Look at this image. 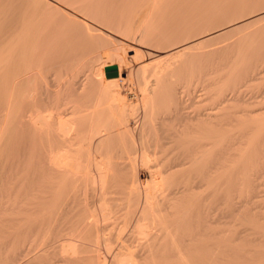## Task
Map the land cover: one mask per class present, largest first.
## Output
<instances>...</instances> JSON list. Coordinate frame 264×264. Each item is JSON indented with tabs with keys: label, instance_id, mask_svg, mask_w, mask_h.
Wrapping results in <instances>:
<instances>
[{
	"label": "bare ground",
	"instance_id": "obj_1",
	"mask_svg": "<svg viewBox=\"0 0 264 264\" xmlns=\"http://www.w3.org/2000/svg\"><path fill=\"white\" fill-rule=\"evenodd\" d=\"M188 1L192 0H39V54H37V48L35 46H21L18 38L16 39V41L18 40L16 44L9 41V38L7 37V39L5 35V37L3 36L0 39V264H30L32 262V256L39 253V247L41 246L39 244V238L41 239L42 237H40L39 234H41V229H44L43 224H46V222L43 221L46 217L39 223V200L42 199L43 196L39 197V192H42V190L46 192V188L48 187L54 189V198L57 205L59 203V207L57 206V209H59L52 225L54 230V238L52 241L57 240L60 243L58 242L59 244H57L53 242L54 245H52V241H45L48 246L45 252L47 253L48 250L52 248L57 249L58 247L60 249L59 252L66 257L61 260V262H72L75 260L74 257H72L73 255L77 253H87L91 251V249H94V247L91 249L88 247H80L77 243L84 232L88 233V231H90V234L93 232L98 235L99 221L98 218H94L97 217L96 214L88 215V220L86 217H83L87 221H76L73 213L75 212V207L71 193L73 191L72 182L75 181V177L78 175L80 169L79 161L83 154H86L88 158L94 159L96 165L95 169H97L103 183H105L107 176H109L108 174L115 170L114 166L113 170H111L112 166L110 162L112 158L118 156L116 155L117 153L121 152L122 155L124 154L123 157L127 161L129 160V164L131 163L130 165L133 166L138 157L141 158L143 164H147L152 154H158L162 150L167 151L165 148L167 144L164 143V141L162 142L164 138L162 136L163 132L152 137V135L150 136L151 131L149 133L146 127V119L154 109V99L158 91L156 88L160 80L158 79L155 82H151V80L149 81L143 78L144 80L141 82L139 88L140 94L130 92L129 95H123L121 91V81L124 82L127 79V75L125 76V73H123L122 63L124 65L125 62L126 64L130 62L126 56L128 42L138 43L142 48H147L145 45H148L147 43L149 41L147 38L151 35L149 29L151 30L153 27H151V25L153 23H156V25L158 24L160 36H164V34L171 31L169 29L175 30V33H177L175 34V38L181 36L183 29H186L184 30L186 33H184L187 36H194V29H197V27L194 28V25H198L202 19L205 21L204 16L207 15L203 12H200V14H196L195 12L194 14L190 11L191 9L188 10L187 7L183 8L184 5H187L186 2ZM204 5H206V3H204ZM194 6L195 5L191 7L196 8V6ZM35 10L36 8L30 12V18L35 16ZM28 17V15H24L23 21H21V26L25 31L24 32L21 28L23 31L22 33H24L23 35H25L26 32L32 31L31 26L33 25V19L31 20L29 18V20ZM208 17L210 18L209 15ZM4 20L6 22L7 18ZM102 29L107 30L106 33L109 32L108 35L110 38L107 36L109 39H107L108 43H106L107 41L105 42L106 39L103 40L106 34L104 35ZM170 33L172 32H169V34ZM191 36L189 38H192ZM14 38L16 37L14 36ZM204 41L205 40L201 37L195 41H190L186 44L171 48L161 56L162 58L156 59V62L150 61L148 63L143 60L146 56L143 51L144 49L141 48L134 51H136L137 60H142V63H144L141 65V70H144L143 76L145 70L149 66H153L154 75H158L168 68L172 59L185 55L188 50L190 51L196 47L198 48V45H201ZM131 47L132 46H130V49ZM105 50L110 55L111 59L108 55L106 57V59L109 58L111 60L110 63L101 62L100 60L103 59L102 56ZM242 60L244 59L242 58ZM263 61H261V63H263ZM110 65L117 66V75L111 77L107 75L106 68ZM251 72L250 70V74ZM260 72H262V70ZM236 78L237 76L234 77L235 80ZM246 81L248 82V77ZM242 82L244 81L242 80ZM231 97H225L220 104L229 101ZM182 106H180L179 112L177 111L175 114L176 118L182 121H192L195 122V124L189 126V134L185 133V131H183L184 129L175 131L173 135V139L175 138V140H172L171 143L174 141L176 147L171 149L169 148V144L168 148L171 149V153L175 151V153L172 154L176 157V159L174 158V161H172L174 165L170 167L172 169L180 167L177 172L180 173L182 171L183 175V173L186 174L188 166H193V164L196 166L197 163H199V155L202 150V144L204 145V143L201 140V134L199 132L200 124H198L202 116L201 113L193 115L186 114V112L183 111L185 106ZM140 107L144 111V118L139 128V136L136 137L132 131L133 128L131 130L128 122H130L129 117L135 115ZM107 108H109L112 113L117 109L121 110V118H118L119 120L117 119L115 123L114 119L113 122L111 121V124H109L107 117V121L105 120V116H107L105 115V110H107ZM111 109H113V111H111ZM111 114L108 116L111 117ZM207 117L209 120L214 116L212 113H208ZM228 123L226 122L227 125ZM85 125H89L90 129L85 128ZM82 127L83 129L85 128L84 133L88 131L87 134H81L80 131H84L81 129ZM115 128L121 130H119V133L116 132V134L118 133L116 138L122 144L121 148H124V150L104 149L107 143L105 139L107 138L102 137L107 134L110 135L109 131ZM114 134L111 135V137L115 136ZM168 136L169 138L172 137L167 135V139H169ZM218 136L219 138H216L219 139V141L224 140L222 139L223 137L221 138L220 134ZM228 136H226V140L229 142L230 137ZM241 136L242 135H240V137ZM168 141L169 140L165 142ZM212 143L214 144L215 142L213 141ZM223 144L226 146V149H224L227 151L226 154H229V143L225 144L223 142ZM158 147L161 149L160 152L159 149L157 150ZM179 149L181 150L176 152ZM167 154H169V152H167L166 155ZM226 154L224 155L225 157H227ZM39 160L45 163V168L52 174V182L47 183L48 185L50 184L49 186L47 184L42 187L39 185ZM223 161L224 160H221V162ZM121 163H124V161ZM210 168L212 169V167ZM108 170L111 171L107 173ZM89 173L87 172L88 175ZM185 174L184 180L181 179L183 180L182 182L169 189L167 192L169 194H167L168 196L165 198L163 197L164 199H160L161 197L158 195L160 192H164L165 189L162 190V185L165 184L164 182L169 178L167 176L164 177L166 173L164 175L163 171L151 173L150 178L144 182V188L148 186L144 191H142L135 177L132 176L128 178V185L126 184L128 193L131 197H136L138 202L141 203L134 226L135 236L137 235L138 237L136 238L138 239L134 238L133 241L135 242V240H138L140 243L141 240L142 242L140 245L137 243L138 246L134 245L136 247L130 246L132 244L127 245L124 243L122 245L120 244V246L118 245L116 248L111 246L110 241L112 240H110L109 243L106 242V247H108L107 250L115 253L117 264H128V262L124 263V260L128 259L129 256H133V258L137 257L136 253L145 255L144 258L146 259H143L145 261L147 259L149 260V258H151L149 261L156 257L163 258L166 264H169L170 257H178L181 264L217 263H214V260L212 263L210 259L209 261L207 259L214 257L215 250L220 249V243L216 245V242L220 240L216 241L214 238L217 233L215 228L220 224L226 223L227 225V219L232 215V211L227 206L226 210L223 212L215 211L210 213V217L205 221L206 224L203 222L205 224V229H200L196 221H194V225L190 224L191 226L189 227L185 219H188L186 217H188L187 215L191 213L192 210L195 211V213L199 210L198 191L199 188L202 187L201 181H203L204 177L201 180L199 176L195 174L192 176V179L187 178L188 180H185ZM29 175L35 177L29 180L27 179ZM89 177L93 180L92 182L95 181L93 174L90 173ZM181 180L179 179V181ZM217 180L220 185L222 184V186H220L218 183L220 186L218 190L220 191L227 188L225 186L223 188L224 183L226 185H231L233 179L231 174L225 171L224 173L218 174ZM221 187L223 189H221ZM228 187L230 191L231 186ZM102 188H105V186ZM104 192L108 194L109 191L105 189ZM215 192H217V190H215ZM106 193L102 195L105 196L104 201L108 202V200H106L108 196L105 195ZM190 193L194 196L188 201ZM226 193H228V191ZM224 196L226 197V195ZM225 201H228L227 197ZM222 202L224 203V201ZM217 205H220V203ZM46 208L50 207L48 206ZM111 211L112 208L109 212ZM104 216L109 218V215ZM223 219L225 221H223ZM87 233L84 235L87 236ZM224 233H228V229L224 231ZM202 235H205L207 242L203 241L204 244L202 243L200 245L198 241L201 240L199 237ZM214 239L215 242L213 241ZM223 247H225V245H223ZM92 251L100 252L101 249L97 246V248ZM110 251L108 253H110ZM87 256H89V254H87ZM37 257H39V255H37ZM79 258H81V256H79ZM93 258L92 262L95 260V258L94 260ZM83 259L86 260L87 258ZM136 260L135 258L134 261L132 259L131 263L145 264ZM157 260L159 261L160 259ZM103 262V260L101 261L99 259L96 264H103ZM33 263L34 261L31 264Z\"/></svg>",
	"mask_w": 264,
	"mask_h": 264
},
{
	"label": "rangeland",
	"instance_id": "obj_2",
	"mask_svg": "<svg viewBox=\"0 0 264 264\" xmlns=\"http://www.w3.org/2000/svg\"><path fill=\"white\" fill-rule=\"evenodd\" d=\"M192 1L186 2L187 5H184L183 8L187 7L188 10L191 9L190 11L193 12L194 14L195 12L196 14L198 13L200 14V12H203L205 15H207L204 16L205 21H203L202 19L198 25H194V28L197 27V29L196 28L194 29L197 32L194 31L195 33L193 34L194 36L190 35L192 38H189L190 36H187L185 34L186 32L184 30L186 29H183L182 32L183 34L181 33V36H179V38L178 37L175 38V34L177 33H175L174 29H169L171 31L167 29L169 32L172 33L169 34L168 32L164 34V36H160V28L158 24L156 25V23L155 24L153 23L154 25L153 24L151 25V27L152 26L153 27L152 28L150 27L151 30L149 29L151 37L149 36L147 38V40L150 43L148 42L147 43L148 45H145L147 48H142L141 46H139L138 43L128 42L127 43L128 50L126 56L130 60V62L127 64L125 62L124 65L122 63L123 73H125V76L127 75V79L124 82L121 81V85H122L121 91L123 95H129L130 92H135L136 94H140L139 88L141 82H143L144 79H148L149 81L151 80V82H155L158 79L160 80L156 88V90L158 91L156 93L157 96L154 99V109L146 119L147 121L146 127L148 128L149 133L151 131L150 136L152 135V137H154L158 133L161 134L163 132L162 136L164 138L162 139V142L164 141V143L167 144V147H165L167 151L165 150L161 151V149L158 147L157 150L159 149V152L161 151L160 153L162 154L160 153L155 155L152 154L150 156V161L147 164L145 163L143 164L141 158L138 157V159L133 164V166L130 165L131 163L129 164V160L127 161L123 157L124 154L122 155L121 152L117 153L116 155L118 156L112 158L110 162L111 163L110 165L112 166L111 170H113V166L115 170L114 171L108 170L107 173H109V171H111V173L108 174L109 176H107L106 178L108 181L106 180L105 183H103L102 178L98 174L97 169H95L96 165L94 163V159L88 158L86 154H83L82 155L83 158L81 157L82 159L80 158L79 161L80 169L78 171V175L75 177L76 178L75 181L72 182L73 191L71 188L72 191L71 193L75 207L74 208L75 212H73L75 215L74 219L76 221L86 220V219L88 220L87 218L88 215L90 216V214H96L97 217L94 218H98L99 233L98 235H96L95 233L91 232L92 234L91 235L90 231H88V233L84 232L82 234V237H80L81 239L78 238L82 242L78 240L77 244L80 247L81 246L83 248L88 247L89 249L93 247L94 249H96L98 246L101 249V251L95 252L92 251L94 249H91V251H88L87 253H81V254L77 253L76 254L77 256L76 255L72 256L75 259L72 262H67V261L61 262V260L65 259L66 257L61 252H59L60 249L58 247H57L58 250L52 248L48 250L49 253L45 252L46 249H48V246L45 243V241L49 242L52 241L54 238V230L52 225L54 223V218L56 217L57 211L59 209V208L57 209V206L59 207V203L57 205L53 195L54 189L48 187L46 188L47 189L46 192H44L43 190L42 192H39L40 195L39 197L43 195L42 199L39 198L40 199L39 223L46 217L43 220L44 222H46V224L43 222L44 229L43 230L41 229L40 233L42 235L39 234L40 237L42 236L41 239L39 238V242H40L39 244L41 245V246L39 245L40 246L39 253L32 256L31 258L32 260L30 259L32 262L34 261L33 264H92V263L96 264L99 259L101 261L102 260L104 261L103 264H117V257L115 253L113 251L107 250L108 247H106V242L109 243V241L112 240L110 241L111 242L110 244L113 248H116L118 247V245L120 246V244L122 245L124 243L127 245L132 244L130 246L140 245V243L142 242L141 240L140 243L138 240H135V242L133 240L134 238L138 237L137 235L135 236L136 233L134 226L136 223L135 222L136 218L138 217L139 214L138 210H140L139 207L141 203L138 202V199L136 197L135 198L131 197L130 194L128 193V188H126L128 185L127 180L132 176L135 177L138 180L142 191H144L145 188H148V186L144 188L145 186L144 182L148 178H150L151 173L163 171L164 175L166 173V175L163 176L164 177L167 176L169 178H167V181L164 182L165 184L162 185V190L165 189L164 192H160V193L158 192L159 193L158 195L161 197V198L159 197L160 199L168 196L167 194L169 193L167 192L169 191V189L175 187L178 183L184 180L185 173H183L182 175V171L180 173L177 172V170H179L180 167L173 169L171 168L174 165L172 161H174V158L176 159V157H174V154H172L175 153V151L171 153V149L176 147L174 141L173 143H171L172 140H175V138L173 139V135L175 131H180V129L181 130L184 129L183 131L189 134L188 133V131L190 130V129L188 130L189 126L195 124V122L192 121H188V120L182 121L181 119L176 118L175 114L177 113V111L179 112V108L182 105L185 106V109H183V111L186 112V114L193 115L196 113H201L202 116L200 118V121H198V124H200L199 132L201 134V140L204 143V145L202 144V150L199 155V163H197L196 166H194V164L193 166L192 165L188 166L187 168L188 170H186V174H185V180L192 179V176H194L195 174H197L201 180L204 177L203 181H201L202 187H200L198 191L199 210H197V213H195V211L192 210L191 213L187 215L188 217L186 218L188 219H185V221L187 220L189 227L192 224L194 225L195 224L194 221H196L200 229L202 228L205 229L204 228L206 224L205 221L207 218L210 217L211 215L210 213H213L215 211L223 212L226 210L228 206V208L231 209L232 211V215L227 219L228 220L227 225L226 223L220 224L218 227L215 228L217 235L215 234L214 238L216 239V241L220 240L216 242V245H218L217 243H220V249L219 250L216 249L214 253V257L207 258L208 261L210 259V261H212L213 263L214 260V263L217 262L218 264H264V170H262L264 169V127H263L264 126V61H263L264 59V0H199L200 2L198 0H192ZM204 3H206V5H204ZM193 5H195L196 8H192ZM33 7L36 8L35 10L36 14L35 16L30 18V12L33 11L34 9ZM193 9L197 11H194ZM24 15L25 16L28 15L29 16L28 19L29 18L31 20L33 19V25L31 26L32 31L26 32L25 35H23L24 33H22L24 29L21 26L22 25L21 21H23L22 19L24 18ZM208 15L210 16V18L208 17ZM3 18L4 19L7 18V21L5 22ZM21 28L23 29V31ZM102 32L104 33V35L106 34L105 38L102 37L104 38L103 40L106 39L105 42L107 41L106 43H108L109 39L107 38V36L109 37L108 35L109 32L106 33L107 30H103ZM4 35L6 36V38L8 37L9 39L8 38L7 39L12 43L16 44V42L18 41V40L16 41V39L18 38L21 46H28V47L35 46L37 48V54H39V0H0V39ZM14 36L16 38H14ZM201 37L205 41L201 45H198V48L196 47L194 49H191L190 51L188 50V52L185 55L175 58L176 60L172 59L170 65L166 69L168 71L165 70L159 73L158 75L157 74L154 75L153 66H149L145 70L144 72L145 74L143 76L144 70H141V65H143L144 63H142L143 62L142 60L139 59L137 60L136 51L134 50H138L141 48L144 49L143 51L145 52L146 56L144 57L143 60H145L148 63L150 61L156 62V59L162 58L161 56H163L171 48H175L176 46L186 44L190 41H195L197 39H200ZM130 46H132L131 49ZM106 52L107 51L105 50V53L102 56L103 59L105 60L103 59L100 60L101 62L110 63L111 62L110 55L108 52L107 53ZM107 55L109 56L110 59L109 58L106 59ZM242 58L244 60H242ZM260 60L263 61V63H261ZM250 70L252 71L251 74H250ZM261 70L262 72H260ZM236 76L237 78L235 80L234 77ZM247 77H248V82L246 81ZM242 80L244 82H242ZM238 89L240 92L238 91ZM225 97H229V98L231 97V99L225 103H222L223 105L220 104ZM109 108H107L108 112L107 110H105V115H107L105 116V120L108 118V123L111 124V121L113 122V120L115 119L114 120L115 123L118 118H121L122 112L121 110L118 109H117L118 111L117 110L113 111V109H111V111L114 112L112 113L110 112ZM141 110H142L141 107L138 108L137 110L138 112L136 111L135 115L130 116L129 117L130 122H128L130 124L131 130L133 128L132 131L136 137L139 136V132H140L139 128L141 127V124L143 122L142 119L144 118V113H143L144 111ZM208 113H212L214 117L208 120L207 117ZM110 114L111 117L108 116ZM205 115H206V119H205ZM245 115L248 116L246 117ZM227 118L230 119L231 121L228 120ZM217 119L219 120L221 119V120L219 121ZM226 122L227 123L230 122L231 124L228 123L227 125ZM85 126L83 127L90 129L89 125H85ZM83 127L81 128L82 130L85 129V128L83 129ZM157 129L160 131H158ZM113 130L109 131L110 135L107 134L104 137H102V138H107L105 139L107 143L105 144L104 149L106 150L117 149L119 151H121L122 149L124 150V148H121L122 144L116 138L117 137L116 135H118L120 129L115 128ZM80 132L82 135L88 133V131L84 133L85 130L83 132L82 131ZM116 132L118 133L116 134ZM112 133L115 135L113 136L114 138L111 137V135H113ZM218 133L221 135V138L223 137L222 138L224 139L223 141L222 140L219 141V139L216 138V137L219 138ZM167 135H170V137L171 136L172 137L169 138L168 136L169 139H167ZM210 135H212L213 137ZM240 135L242 136L240 137ZM226 136L230 137L229 142L226 140L227 138ZM167 140H169L168 141L169 143L165 142ZM212 140L216 143V144L214 143L215 145L212 143L213 142ZM223 142L225 144L229 143V147H230V151H228L229 154H226L227 151L224 150L226 149L225 148L226 146L223 144ZM208 143L211 147L208 145ZM168 147L171 149H169ZM180 150L181 149H179L176 152H179ZM165 152L166 153L169 152V154L166 155ZM225 154L227 155V157L224 156ZM221 160L224 161L221 162ZM123 161L124 163L126 161V163L125 164L121 163ZM125 165H129V166H125ZM210 167H212V169ZM219 167L221 170L219 169ZM225 171H228L229 174H231V177L233 179L232 184L226 185L224 183L223 188L224 186L227 188H224L225 189L224 191V189L221 187V189L223 190L219 191L218 189H220V186H222V184L220 185L219 181L217 180V176L218 174L222 172L224 173ZM87 172L93 174L95 178L94 182H92L93 180H91V177H89L90 173L88 175ZM34 177L35 176L33 175H29L27 179L31 180V178ZM179 179L180 180L183 179V180L179 181ZM51 182H52V174H50L47 168H45V163L39 160V185L42 187L45 186V184ZM218 183L220 186L218 185ZM103 186H105V188H102ZM228 186H231L230 191ZM105 189L109 191L108 194L106 193L107 191L104 192ZM215 190H217V192H215ZM227 191L229 194L226 193ZM102 192L106 193L105 195H108L106 198L108 202L104 201L105 196L102 195L103 194ZM224 195H226L227 197L228 200L227 202L225 201L226 197ZM193 196L194 195L190 193L188 196V198L190 197L188 201H190L193 198ZM222 201H224V203ZM219 203L220 205H217ZM48 206L50 208H46ZM108 207L110 209L112 208L111 212H109L110 209ZM104 215H109V218ZM83 217H86V219ZM223 221L225 220L223 219ZM227 229H228V233H224V231H227ZM129 231H131L132 233ZM86 233L88 234L87 236H85ZM199 238L201 239L200 241H198L200 245L202 243L204 244V242L207 240L205 235H202ZM215 239L213 240L214 242ZM55 241H52L51 243L53 242L57 244L60 243L59 241L57 242ZM222 241L226 243H223ZM54 243L52 245H54ZM137 243L139 244L137 245ZM223 245H225V247H223ZM109 251L110 253H108ZM223 252L226 254H224ZM87 254H89V256H87ZM37 255H39V257H37ZM139 255L141 254L136 253L137 257L134 258L135 260L137 259L141 263L166 264L164 262L165 259L163 258L156 257L153 258L151 261H149L151 259L149 258V260L147 259L145 261L143 260L146 259L144 258L145 255H141V256ZM79 256H81V258H79ZM93 257L95 258V260ZM96 257L99 259H97ZM83 258H87V259L85 260ZM92 258L95 262L94 261L92 262ZM134 258L133 256H129L128 259L124 260V263L128 262V264H132L131 261L132 259L134 261ZM170 258H169V264H179V263L181 264V261H179L180 259L178 257H170ZM157 259L160 260L158 261Z\"/></svg>",
	"mask_w": 264,
	"mask_h": 264
},
{
	"label": "water",
	"instance_id": "obj_3",
	"mask_svg": "<svg viewBox=\"0 0 264 264\" xmlns=\"http://www.w3.org/2000/svg\"><path fill=\"white\" fill-rule=\"evenodd\" d=\"M106 71H107V75H108L109 77H111V76H115V75L118 74V68H117L116 65H110V66H108V67L106 68Z\"/></svg>",
	"mask_w": 264,
	"mask_h": 264
}]
</instances>
